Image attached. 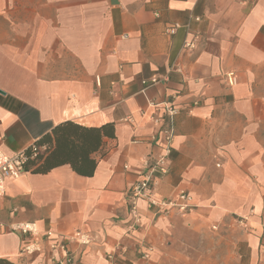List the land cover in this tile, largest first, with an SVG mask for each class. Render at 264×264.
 <instances>
[{
  "label": "crops",
  "instance_id": "1",
  "mask_svg": "<svg viewBox=\"0 0 264 264\" xmlns=\"http://www.w3.org/2000/svg\"><path fill=\"white\" fill-rule=\"evenodd\" d=\"M263 72L264 0H0V152L39 148L24 174L6 180L0 264H48L46 250L22 249L45 242L46 231L78 230L92 243L70 245L74 264H239V249L190 245L233 223L246 264H264ZM171 106L168 173L156 193L186 191L193 207L177 216L139 201L133 227L126 194L144 160L162 153ZM91 129L102 130L98 149ZM17 223L40 236L10 231Z\"/></svg>",
  "mask_w": 264,
  "mask_h": 264
},
{
  "label": "built area",
  "instance_id": "2",
  "mask_svg": "<svg viewBox=\"0 0 264 264\" xmlns=\"http://www.w3.org/2000/svg\"><path fill=\"white\" fill-rule=\"evenodd\" d=\"M178 25L175 24L166 29V33L172 35L175 33ZM157 79H151L150 83H144L145 89L157 83ZM227 85L232 87L237 83V78L234 72L226 74ZM166 117L168 123L164 122L162 118H153L152 121L156 125L165 123L161 131V150L162 153L152 160L146 159L143 162L142 177L135 182L128 190L126 196L128 201L129 213L133 220V227L140 225V217L138 214V203L144 201L147 209H156V213L172 211L177 216H185L192 209L191 196L186 191H181L176 198L165 200L158 197L156 193V186L160 178L168 173V159L171 153L170 143L174 135L172 122L174 116L177 114V109L173 106L166 108ZM157 142V138L152 139ZM31 153L27 154L25 151L19 152L13 156H6L0 152V200L6 193V180L17 179L26 172L25 163L34 159L39 154V148L31 147ZM246 218H240V223H244ZM0 228H4L0 221ZM215 229L216 227H212ZM10 231L19 233L21 235L29 236L31 238L40 236V231L33 223H17L11 225ZM45 242L29 241L21 251V254L26 257H34L40 255L45 250L48 254V264H74L75 256L70 250L71 244H76L86 247L92 243L90 233L85 231H76L66 237H56L51 231L44 233ZM45 243V244H44ZM112 259V256H109ZM142 259L147 261L148 254H142Z\"/></svg>",
  "mask_w": 264,
  "mask_h": 264
},
{
  "label": "rangeland",
  "instance_id": "3",
  "mask_svg": "<svg viewBox=\"0 0 264 264\" xmlns=\"http://www.w3.org/2000/svg\"><path fill=\"white\" fill-rule=\"evenodd\" d=\"M260 79H259V93L262 94L261 96L264 98V72L261 73ZM257 135L260 137L261 141V148L264 151V128H261ZM210 226L205 231H201V233L205 235H200L197 238H194V236L191 238L190 245L197 249L202 250H209V249H239L240 251V257H239V264H246L247 262V256L245 255V249H246V240L245 237L242 236L243 229L241 226H239L237 223H233V225H228L220 232L219 227L217 226L215 229H213ZM205 253V252H204ZM201 255H198L196 258L197 260L200 258ZM209 258V257H208ZM217 259H222V257H215ZM223 260H227L226 256H223ZM221 264V263H219ZM226 264V263H223Z\"/></svg>",
  "mask_w": 264,
  "mask_h": 264
},
{
  "label": "trees",
  "instance_id": "4",
  "mask_svg": "<svg viewBox=\"0 0 264 264\" xmlns=\"http://www.w3.org/2000/svg\"><path fill=\"white\" fill-rule=\"evenodd\" d=\"M80 134L81 135H87V131L84 130L82 128H80ZM90 134L94 133V138H95V144H96V148L98 149L99 145H100V142H101V137H102V130L101 129H91L89 130ZM104 133V132H103ZM84 136V137H85ZM27 153L30 152V149L26 151ZM41 157H38V159H40ZM49 157L46 158V160L44 161V164H43V168H42V171H47L51 168L52 166V162H50V160L48 159ZM73 164V163H72ZM92 164H93V161H92ZM73 169H75V171L79 172V173H82L83 170L80 168V167H77L76 165L73 164Z\"/></svg>",
  "mask_w": 264,
  "mask_h": 264
}]
</instances>
